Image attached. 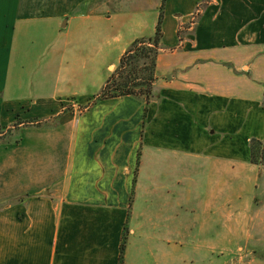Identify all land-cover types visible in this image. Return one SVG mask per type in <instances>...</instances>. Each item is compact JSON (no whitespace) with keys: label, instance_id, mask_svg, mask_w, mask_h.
<instances>
[{"label":"crops","instance_id":"crops-1","mask_svg":"<svg viewBox=\"0 0 264 264\" xmlns=\"http://www.w3.org/2000/svg\"><path fill=\"white\" fill-rule=\"evenodd\" d=\"M25 7L0 0V264H119L124 234L122 264H264V0ZM161 11L153 98L95 101Z\"/></svg>","mask_w":264,"mask_h":264},{"label":"trees","instance_id":"trees-1","mask_svg":"<svg viewBox=\"0 0 264 264\" xmlns=\"http://www.w3.org/2000/svg\"><path fill=\"white\" fill-rule=\"evenodd\" d=\"M162 11L151 37L135 39L120 57L115 69L110 73L97 94L95 101L131 97L148 104L153 98L156 80V61L161 49ZM250 162L264 166V141L252 139L249 142ZM126 235L120 247L119 264H122Z\"/></svg>","mask_w":264,"mask_h":264},{"label":"rangeland","instance_id":"rangeland-1","mask_svg":"<svg viewBox=\"0 0 264 264\" xmlns=\"http://www.w3.org/2000/svg\"><path fill=\"white\" fill-rule=\"evenodd\" d=\"M26 7L24 8L25 13L29 15H39L42 13H58L60 10L59 8V0H24ZM70 106H64L63 111L68 112L70 111ZM12 130H8L5 134H3L2 137H0V144H3L7 142V138L9 137ZM17 136V135H16ZM15 136V137H16ZM11 137V135H10ZM14 138H12L13 141ZM9 141V140H8ZM264 201V200H262ZM193 240V239H192ZM192 240H188V245L185 247H182L181 250V258L182 260L185 259V257H191L194 255L195 250L192 247ZM184 264H189L188 262Z\"/></svg>","mask_w":264,"mask_h":264}]
</instances>
